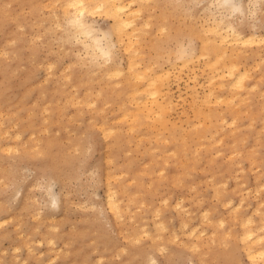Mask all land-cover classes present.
<instances>
[{
    "label": "rangeland",
    "instance_id": "374dc122",
    "mask_svg": "<svg viewBox=\"0 0 264 264\" xmlns=\"http://www.w3.org/2000/svg\"><path fill=\"white\" fill-rule=\"evenodd\" d=\"M123 1L135 11L121 37L104 9L83 17L108 58L65 31L63 0H0V264H259L242 236L264 234V0L231 15L255 39L224 43L247 69L245 92L203 47L230 15L216 0L212 12L202 0ZM154 78L157 101L142 100L154 114L136 119L133 85Z\"/></svg>",
    "mask_w": 264,
    "mask_h": 264
},
{
    "label": "bare ground",
    "instance_id": "6f19581e",
    "mask_svg": "<svg viewBox=\"0 0 264 264\" xmlns=\"http://www.w3.org/2000/svg\"><path fill=\"white\" fill-rule=\"evenodd\" d=\"M136 1V0H135ZM135 1H129L130 3L132 2V4L135 2ZM194 1V0H193ZM214 1V0H213ZM212 0H202V4H203V7L204 8H206V11H209V12H212L213 11V8H212V4L213 3H215V1L213 2ZM217 1V4H218V6L220 5L221 7H224V8H226L227 10H229L230 11V15L228 16L227 15V17H224V18H222V19H220V20H218L216 17V19H215V22L213 23V26H212V28H210V30H209V28L207 29L208 31H210L211 32V34H212V41H210L209 39H211V38H209L208 40H209V42L207 41V40H205V42L203 43V47L205 48V50H208V51H205L206 53L208 52L209 54H213L214 56H215V60L214 61H219L220 59H222L221 61H222V63H223V69H225L226 71H228V74H230V76H234V78L232 79L233 81L231 82L232 84H231V86H233V87H236V84H238L241 88H243L242 89V91L243 92H245L246 91V89H247V87L250 85V82L248 81H245V79H246V77H247V75H248V72H247V69H244V71H239V72H237L236 70H239L238 69V67H239V65H237V63H236V61L232 58V56L235 54V50H234V48H232L231 49V52L230 53H228V49H226L225 47H224V43L225 42H229V43H231L230 41H232V40H229V39H227L230 35H231V39L233 38V40H235V42H237V41H240L241 40V42L243 43V44H246V42L247 43H251V41L252 40H254L255 39V36H256V34L255 33H250V34H245V33H243V31L242 30H240L236 25H235V23H234V21H235V19H232V17H231V15H233V13H241V14H243V13H245L246 12V6H247V4H248V2H247V0H237V3L239 4V8H237L236 6H230L229 4H227V3H225V0H216ZM249 1V0H248ZM251 1H253V0H250V6H251ZM255 5L257 4H259V0H255L254 2H253ZM61 4V3H60ZM129 4V3H128ZM128 4H126L123 0H63V6H64V9H63V11L65 12V13H67V17L69 18V20H68V25H67V27H65V31L66 32H68V30L69 29H76V31H75V33L77 32V29H79V30H81L82 32H83V34H85V36L87 37L86 39H84V37H83V39H81L80 37L78 38L79 40H80V43L86 48H90L91 47V50H96V51H98L99 52V54H103V55H105V56H107L108 58H109V53H111V51H110V48L112 47V45L110 44V43H107V44H105V43H103L102 42V38H105V36L104 35H99L98 33H96V30L94 29V27H93V25L92 24H90V23H88L84 18V15L86 14V13H88V12H90V11H92V10H94L95 8H96V10H95V12H97V10L98 11H100L101 9H104L105 11V13H107L109 16H111L112 17V19H113V23H112V25H114L113 26V31L118 35V37H121L122 36V34H124L125 32V30H127V28H128V26H130L129 24H133V20H132V18H131V20L133 21L132 23H131V21L129 20V16L135 11V10H133V12L131 11V9L129 8V6L131 5H129L128 6ZM141 4V3H140ZM257 5H256V7L254 8V9H252V6H251V13L252 12H258V10H259V8H257ZM141 8V7H140ZM133 9V8H132ZM225 9V10H226ZM205 10V9H204ZM223 10V9H222ZM248 10H249V8H248ZM70 11H73L74 12V14H69L70 13ZM139 11V10H138ZM141 11H142V9H141ZM141 11H139V12H141ZM216 11V10H215ZM227 12V11H226ZM255 12H254V14H255ZM93 13V12H92ZM135 13H137V12H135ZM55 14V13H54ZM138 14V13H137ZM248 14V13H247ZM136 15V14H135ZM224 15V14H223ZM210 16V15H209ZM214 16H215V14H214ZM84 17V18H83ZM58 18V16H56V19ZM135 20V19H134ZM257 20L258 21H260V22H264V10H261L260 12H259V15L257 16ZM58 22V21H57ZM56 22V23H57ZM242 22H244L245 24H246V20L245 19H243V21ZM58 25V24H57ZM135 25V24H134ZM134 25H132L131 27H133ZM140 26V25H139ZM203 26H204V24H203ZM207 26V25H206ZM210 27V26H209ZM161 29V28H160ZM205 29V28H204ZM224 29V30H223ZM134 30V29H133ZM139 30V29H138ZM164 30V29H163ZM81 31H80V33H81ZM137 31V29L134 31V32H136ZM205 31H206V29H205ZM207 31V32H208ZM79 32V31H78ZM102 32V31H101ZM103 33V32H102ZM106 33L108 34V32L106 31ZM226 33V34H225ZM82 34V33H81ZM82 34V35H83ZM133 34V33H132ZM126 35H129V33H127ZM84 36V35H83ZM104 36V37H103ZM107 36V35H106ZM108 36H109V34H108ZM132 36V35H131ZM110 37V36H109ZM125 37V36H124ZM127 38H129V37H127ZM76 39H77V37H76ZM106 39V38H105ZM120 40H123V38L122 39H120ZM131 40V39H130ZM129 40V41H130ZM263 40H264V38H263ZM263 40H261V41H263ZM76 41V40H75ZM203 41V40H202ZM260 41V40H259ZM131 42V41H130ZM113 44V43H112ZM132 44V43H131ZM93 48V49H92ZM114 48V47H113ZM204 48H201V49H204ZM87 49V50H88ZM238 50V49H237ZM96 51H95V53L93 52V54H92V56L94 55V54H96ZM239 51H240V48H239ZM89 52V51H88ZM203 52H204V50H203ZM202 53V54H206V53ZM92 53V52H91ZM207 53V54H208ZM242 54V53H241ZM238 55V54H237ZM205 56V55H204ZM198 57H199V55H198ZM225 57H229V61H227L226 60V58ZM106 58V57H105ZM203 58V57H202ZM224 58V59H223ZM107 59V58H106ZM194 59V58H193ZM195 59H196V57H195ZM194 59V60H195ZM208 59V58H207ZM209 59H210V57H209ZM190 60V59H189ZM198 60V59H197ZM211 60V59H210ZM210 60H208V62L207 63H209V61ZM186 61H188V60H186ZM193 61V60H192ZM130 62V61H129ZM212 62H213V60H212ZM210 63L211 65L214 63ZM135 63V62H134ZM216 63V62H215ZM220 63V62H219ZM240 63V62H239ZM130 65V64H129ZM133 65V64H132ZM216 65H217V63H216ZM131 66V65H130ZM207 66H208V64H207ZM212 66H214V65H212ZM238 66V67H237ZM131 68H132V66H131ZM133 69V68H132ZM220 69V68H219ZM116 70V69H115ZM221 70V69H220ZM217 71V70H216ZM117 72H118V70H117ZM117 72L115 71V73L117 74ZM224 72V71H223ZM223 72H221V75H219L218 77H220L221 76V79H223L224 78V73ZM121 74V72L119 71L118 72V74ZM222 73H223V75H222ZM111 74V73H110ZM159 74V73H158ZM226 74V73H225ZM108 75H109V73H108ZM114 75V74H113ZM119 76V75H118ZM161 77V76H160ZM159 77V75H158V79L160 78ZM226 77V76H225ZM261 77V76H260ZM259 77V78H260ZM262 77H264V76H262ZM262 77H261V79H260V81L262 80ZM144 78V77H143ZM211 78H213V79H215L214 78V76H212ZM249 78H250V75H249ZM128 79V78H127ZM154 79H156V78H154ZM158 79H156V80H147V83H146V88H140L139 87V85L138 86H136V85H133V91L132 92H130V93H132L131 95H132V99L135 101V103H136V109H135V111L137 110V112H135L136 114H135V116H137V117H135L136 119L137 118H139V119H141V118H145V117H149V116H151V115H153L154 114V110H152V108L153 107H150V106H148L147 105V103L145 102V101H142L143 100V98L145 97V96H147V95H151V96H153V98H155V100L157 101V96H156V94L158 93V86L156 85V83H157V80ZM159 81V80H158ZM209 83H210V81H209ZM219 83H221V82H219ZM224 83V82H223ZM222 83V84H223ZM234 83V84H233ZM130 85V84H129ZM150 85V86H149ZM216 85H218V84H216ZM225 85H226V83H225ZM224 85V86H225ZM230 85V84H229ZM235 85V86H234ZM237 85V86H238ZM253 85H257L256 83L255 84H253ZM220 86V88H221V85H219ZM231 86H229V88L231 87ZM238 86V89L240 88ZM254 86V87H255ZM223 87V86H222ZM224 88V87H223ZM222 88V89H223ZM237 88V87H236ZM236 88H235V91H236ZM234 89V88H233ZM241 90V89H240ZM231 91H233V90H231ZM234 92V91H233ZM235 93V92H234ZM237 93H238V91H237ZM249 92H247V94H248ZM212 94V93H211ZM128 95H130L129 93H128ZM233 95V94H232ZM240 95V94H239ZM249 95V94H248ZM248 95H246V96H248ZM236 95H234V96H232V97H234V98H236L235 97ZM243 96V95H242ZM208 97H211V96H209L208 95ZM223 97V96H222ZM231 97V98H232ZM241 97V96H240ZM239 97V98H240ZM146 98V97H145ZM144 98V99H145ZM229 98H230V95H229ZM228 97H227V99L226 100H224V101H228V99H229ZM230 98V99H231ZM234 98H232V99H234ZM243 99H244V96L242 97ZM129 99V98H128ZM139 99H141L140 101H139ZM220 99H221V97H220ZM220 99H219V101H220ZM229 100V101H232L233 102V100ZM242 99V100H243ZM218 100V99H217ZM216 100V101H217ZM242 100H241V102H242ZM153 101V100H152ZM159 101V100H158ZM211 101H212V99H211ZM239 101V100H238ZM245 101V100H244ZM248 101H249V99H248ZM153 102H155V101H153ZM166 102L167 103H170L171 102V100L170 99H168L167 98V100H166ZM213 102H215V101H213ZM212 103V102H211ZM124 104V103H123ZM229 104H230V102H229ZM231 104H233L234 105V102L233 103H231ZM239 104V103H238ZM241 104V103H240ZM118 105V104H117ZM120 105V104H119ZM118 105V106H119ZM122 105V104H121ZM156 105H158V102H157V104ZM235 105H237L236 103H235ZM124 106V105H123ZM119 107H122V106H119ZM237 107H238V105H237ZM249 108V107H248ZM132 110H134V109H132ZM129 111V110H128ZM127 112V111H126ZM238 112H240V110L238 111ZM123 113H124V111H123ZM128 113V112H127ZM127 113H124V115H127ZM122 115V117L124 116L123 114H121ZM255 115H256V113H255ZM128 116V115H127ZM125 117V119L126 118H128V117ZM130 116V115H129ZM119 117H120V115H119ZM133 117H134V114H133ZM211 117V116H210ZM210 117H209V119H210ZM237 117V116H236ZM162 119H160L162 122V124L163 125H166V119H165V116H162L161 117ZM116 119V118H115ZM120 119V118H119ZM222 120L224 119H226L225 118V116H224V118L222 117L221 118ZM135 120V119H134ZM221 120V121H222ZM223 120V121H224ZM165 123V124H164ZM210 124V123H209ZM208 124V125H209ZM213 126V125H212ZM130 127H132L131 125H130ZM110 128V127H109ZM113 128V127H112ZM221 128H223L222 126H221ZM220 128V129H221ZM216 134H218V130H217V132H216ZM214 136V135H213ZM213 136H211V137H213ZM50 143V142H49ZM184 149V148H183ZM175 150V149H174ZM42 150H40V152H41ZM183 151V150H182ZM184 151H185V149H184ZM175 152V151H174ZM218 152V151H217ZM43 153V152H42ZM219 153V152H218ZM174 155H176V152L174 153ZM181 155V154H180ZM181 158V157H180ZM179 158V159H180ZM169 159V158H168ZM186 165V164H185ZM185 165H183V166H185ZM192 169H193V166H192ZM106 179H107V177H106ZM110 181V180H109ZM109 181H107V183L109 182ZM177 181V180H176ZM242 183V182H241ZM218 184V183H217ZM243 184H245V182L243 183ZM109 186V184H107V194H106V201H107V204L110 206V208H111V210H113L115 213H120L121 212V205L119 204V200H118V198L116 197V195H115V189L113 190L110 186ZM216 186V185H215ZM247 189H250V188H247ZM218 190V189H217ZM244 190H246V189H244ZM251 190V189H250ZM243 195V194H242ZM178 198V197H177ZM231 198V197H230ZM166 199H164V201H165ZM232 201H234L233 199H231ZM166 201H169V200H166ZM229 201V200H228ZM231 201V202H232ZM243 201H244V198L243 197H241L240 199H239V202L236 204V205H233V209L235 210V211H237L238 210V208H240V206L242 205V203H243ZM182 202H183V200H182ZM231 202H229L230 204H231ZM229 203H227V204H229ZM260 203V202H259ZM177 205H178V207H180V204H179V202H177L176 203ZM225 204V203H224ZM175 205V204H174ZM129 207V206H128ZM157 207H159V205L157 206ZM156 207V208H157ZM185 207V206H184ZM232 207V206H231ZM180 208H183V207H180ZM241 208H242V206H241ZM129 209V208H128ZM127 209V210H128ZM257 210V209H256ZM259 210V209H258ZM157 212H159V210L157 211ZM156 212V213H157ZM160 212H161V208H160ZM159 212V213H160ZM158 213V214H159ZM235 213V212H234ZM237 213H238V211L236 212V214L235 215H237ZM127 214V213H126ZM157 214V216L159 217V215ZM258 214V213H257ZM205 216H206V214H204ZM202 216V215H201ZM235 217V216H234ZM249 217V216H248ZM251 218H252V216H250V218H249V220L248 221H251ZM246 219H248V218H246ZM184 220V219H183ZM220 220V222L222 223V219H219ZM222 220V221H221ZM158 221H160V220H158ZM242 221V220H241ZM244 221V220H243ZM253 221V220H252ZM263 221H264V219H263ZM162 222V221H161ZM161 222H157L158 224L159 223H161ZM182 222V221H181ZM185 223L186 222H184V225H185ZM246 223V222H245ZM162 224H163V222H162ZM188 224V223H187ZM187 224H186V226H187ZM218 224V223H217ZM244 223H242L241 222V225L242 226H245V225H243ZM247 224V223H246ZM253 224V223H252ZM145 225H147V224H145ZM145 225H142L143 227H145ZM155 225V224H154ZM163 226V225H162ZM262 226H264V224L262 225ZM164 227V226H163ZM183 227V226H182ZM248 227H250V226H248ZM259 227V226H258ZM261 227V226H260ZM160 228H161V226H160ZM165 228V227H164ZM261 229H263V227L261 228ZM188 230H189V235L191 236V237H194L195 239L196 238H198L199 239V234H198V230H197V228H195V227H190V228H188ZM187 230V231H188ZM174 232V231H173ZM143 233V232H142ZM145 233V232H144ZM188 233V232H187ZM159 235V234H158ZM243 235L244 236H242L243 238L242 239H244L245 241H246V247L247 248H245L246 249V251H247V256H248V258L252 261V262H254V263H258L259 261H260V263L259 264H264V242H263V238H264V234L263 233H259V232H257L254 228H246V229H244V232H243ZM162 235H160V237H161ZM241 238V237H240ZM153 239H154V237H153ZM139 240V239H138ZM242 241V240H241ZM193 243H195V242H193ZM192 243V244H193ZM254 243H256V244H258V245H255ZM152 262V261H151Z\"/></svg>",
    "mask_w": 264,
    "mask_h": 264
},
{
    "label": "clouds",
    "instance_id": "9594fccd",
    "mask_svg": "<svg viewBox=\"0 0 264 264\" xmlns=\"http://www.w3.org/2000/svg\"><path fill=\"white\" fill-rule=\"evenodd\" d=\"M225 3L229 4L230 6H236L237 8H239V4L237 3V0H225ZM181 48V55H180V59H184L188 56H191L194 54V43L192 41H189L188 44L184 45L181 44L180 46ZM111 53H109V58H110ZM53 207H55V204L53 205Z\"/></svg>",
    "mask_w": 264,
    "mask_h": 264
}]
</instances>
